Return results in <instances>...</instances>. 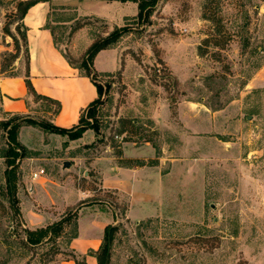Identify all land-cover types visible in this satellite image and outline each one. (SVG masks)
<instances>
[{
	"label": "rangeland",
	"instance_id": "374dc122",
	"mask_svg": "<svg viewBox=\"0 0 264 264\" xmlns=\"http://www.w3.org/2000/svg\"><path fill=\"white\" fill-rule=\"evenodd\" d=\"M20 1L0 0V79L26 75ZM44 1L46 25L73 66L84 72L88 47L119 31L107 48L120 49L121 68L93 65L101 94L81 140L51 130L57 105L44 98L31 94L25 115L0 109V264L82 262L70 241L79 213L93 208L114 220L101 245L108 264H264V0H157L143 19L127 9L113 24L79 9L113 0ZM13 124L22 147L11 191ZM110 161L147 167L142 182L157 179L143 218L138 206L130 212L129 194L102 188ZM39 168L45 174L33 179ZM78 189L91 195L77 200ZM64 217L57 235L27 242V230Z\"/></svg>",
	"mask_w": 264,
	"mask_h": 264
},
{
	"label": "crops",
	"instance_id": "0c3cea01",
	"mask_svg": "<svg viewBox=\"0 0 264 264\" xmlns=\"http://www.w3.org/2000/svg\"><path fill=\"white\" fill-rule=\"evenodd\" d=\"M79 7L85 15L105 19L125 18L137 13V3L98 2ZM50 4L40 1L30 6L21 17L22 28L26 37L28 53V79L40 98H48L57 105V110L49 118V123L62 128H70L78 123L81 113L98 97L96 83L86 76L78 67L73 66L56 46L51 29L46 25ZM113 24V23H111ZM116 25V24H115ZM91 40H89V44ZM121 55L118 47H109L96 53L93 65L100 73L113 72L121 68ZM25 76L2 77L0 79V109L3 112L25 115L32 104V95L25 84ZM87 129L81 140L88 133ZM111 161L101 171L103 189L126 192L131 196L130 212L138 206L136 217L148 213L153 199H157L158 181L148 177L142 182L140 173H148L147 167L126 168L111 165ZM42 178V177H39ZM145 186V188H144ZM79 190V191H78ZM77 200L89 197L90 190L78 189ZM87 191V192H86ZM82 195V196H81ZM69 205V204H68ZM96 207V204H93ZM94 209V210H93ZM79 213V233L72 237L70 248L82 257L79 264H98L97 253L102 245L104 229L110 225L113 217L93 208ZM61 264H77L75 259H68Z\"/></svg>",
	"mask_w": 264,
	"mask_h": 264
},
{
	"label": "trees",
	"instance_id": "16d2710c",
	"mask_svg": "<svg viewBox=\"0 0 264 264\" xmlns=\"http://www.w3.org/2000/svg\"><path fill=\"white\" fill-rule=\"evenodd\" d=\"M41 0H24L19 2V6L21 8L22 14L21 17L25 14L27 9L34 5L37 2H40ZM44 1V0H43ZM119 1H126V0H119ZM137 2V8H138V13L137 17L139 19H143L146 15L150 13V8L151 6L157 1V0H132ZM123 30V29H121ZM119 31H114L113 33H110L107 37L101 39V40H96L94 41L87 49L83 56V64L85 66V71L83 72L86 76L90 77L93 81V74H94V68H93V58L96 55V53L102 49L107 48L111 43L116 41ZM24 42L26 45V37L24 34ZM27 52V49H26ZM25 84L28 89V91L37 97H40L37 95L32 87V84L30 83V80L28 79V53L26 57V75H25ZM97 91H98V97L91 102L86 109L81 113L78 123L70 128H62V127H57L54 125H49L51 130L56 133V134H61V135H66L70 140L77 139L82 136V134L87 130L93 128V124L88 120L90 119L93 115L91 114L90 109L93 106V104L97 101L101 94L100 86L96 84ZM46 100L51 101L48 98H44ZM56 103V102H55ZM58 105V103H57ZM87 112V113H86ZM85 113L87 114L85 116ZM21 120L26 121L28 123L32 124H39L38 122H35L34 120L28 118V117H23ZM19 128V124H13L10 126L7 130V136H8V141L11 145H14L8 149V152L6 153V162L9 167H11L10 172L8 173V179H9V186L10 190H14V183H13V174L12 171L14 167V159L18 155L16 148H21L22 146L18 142L16 138L17 134V129ZM66 218H62L61 220L57 221L54 224L47 225L45 227H40L34 230H27L26 231V240L29 244H37L40 243L43 239H50L51 237L57 235L62 228V225L65 223ZM113 227L110 225H107L104 229V239L105 243H110L113 238ZM97 261L98 264H108L109 262V249L108 247L101 246L100 249L98 250L97 253ZM80 262H77L79 264Z\"/></svg>",
	"mask_w": 264,
	"mask_h": 264
},
{
	"label": "built area",
	"instance_id": "2783aa9c",
	"mask_svg": "<svg viewBox=\"0 0 264 264\" xmlns=\"http://www.w3.org/2000/svg\"><path fill=\"white\" fill-rule=\"evenodd\" d=\"M45 174L44 168H39L37 171L32 173L33 179L39 178Z\"/></svg>",
	"mask_w": 264,
	"mask_h": 264
},
{
	"label": "water",
	"instance_id": "95a60500",
	"mask_svg": "<svg viewBox=\"0 0 264 264\" xmlns=\"http://www.w3.org/2000/svg\"><path fill=\"white\" fill-rule=\"evenodd\" d=\"M67 162H64V166H66L67 164H66Z\"/></svg>",
	"mask_w": 264,
	"mask_h": 264
}]
</instances>
